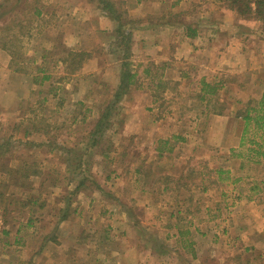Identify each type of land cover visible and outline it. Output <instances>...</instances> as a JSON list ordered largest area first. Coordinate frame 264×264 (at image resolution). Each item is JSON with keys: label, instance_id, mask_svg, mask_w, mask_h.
<instances>
[{"label": "rangeland", "instance_id": "obj_1", "mask_svg": "<svg viewBox=\"0 0 264 264\" xmlns=\"http://www.w3.org/2000/svg\"><path fill=\"white\" fill-rule=\"evenodd\" d=\"M95 1L0 0V264H14L20 255L17 244L20 241L15 233L22 227L38 228L34 235L25 230L22 234L30 246L39 242V237L49 245L50 229L58 228L63 220H69L67 224L77 231L78 226L94 219L90 224L99 232L104 229L105 236L111 238L106 230L116 228L114 222L120 221L116 219L121 212L139 221L144 207L148 211L160 207L176 210L175 201L156 194L157 187L150 188V192L146 190L144 182L132 171L139 163L141 147L154 146L152 141L160 134L153 108L167 115L177 106L189 112L202 109L197 84L200 77L188 76L182 86H170L167 91L158 85L151 89V81H158L159 75L143 72L148 63L142 61V55L150 49L144 46L147 48L143 50L138 30L150 28L161 20L167 7L162 5L151 9L157 14H146L136 10L135 0H102L103 6L113 3L114 16L128 26L123 32L116 26L112 28L110 22L96 24ZM211 1L210 9L217 17L220 5L214 2L220 1ZM253 1L243 3L254 9ZM231 10L235 12L233 17L239 15ZM175 12H185L192 19L198 10L188 6ZM199 12L204 15L203 10ZM239 16L241 39L236 43H241L242 50L235 61L240 72L229 73L231 112L237 116L231 123L234 135L227 143L232 150V171L228 183L222 187L226 191L220 207H215L213 201L221 188L208 195L195 194L199 198L198 207L213 205L209 206L212 215L231 218L236 227L247 224L241 210L249 211L248 204L264 209V203H260L264 202V192L258 194L243 179L264 173V118L260 120L262 126L254 118L248 122L240 120L241 105L236 102L241 97L237 83L264 86V12L257 15L245 9ZM126 71L135 75L131 84L121 89ZM117 93L121 95L119 99ZM223 93L220 90L209 98H220ZM150 95L163 104L149 106ZM189 98L195 104L188 108ZM258 110L255 116H264V109ZM165 118L167 122L162 119L161 131L167 134L166 146L174 144L175 150L160 158L156 156L155 176L151 179L169 172L175 176L182 163L177 162L180 154L186 157L185 152L196 144L204 148L211 145L206 137H183V141L171 137L189 132L192 127L200 128V122L180 124L174 116ZM151 130L155 133H148ZM136 132L137 139L129 137ZM209 140L217 145V139ZM134 141L138 144L135 151ZM208 150H199L200 156L209 155ZM242 160L249 162L250 168L235 170ZM152 189L155 190L151 192ZM238 193L245 198L253 197L254 202L237 201ZM165 198L167 201H159ZM194 205L188 201L183 206L188 209ZM199 209L196 214L201 218L203 209ZM252 228L257 230L258 223ZM152 231L153 239L161 236ZM135 234L124 233L116 239L126 244ZM167 240L169 245H176L175 239ZM255 245L252 260L254 264H264V231ZM122 248L124 252L117 257L118 264L126 261L125 245Z\"/></svg>", "mask_w": 264, "mask_h": 264}, {"label": "crops", "instance_id": "obj_2", "mask_svg": "<svg viewBox=\"0 0 264 264\" xmlns=\"http://www.w3.org/2000/svg\"><path fill=\"white\" fill-rule=\"evenodd\" d=\"M135 1L136 10L146 14H157V11L151 9L162 5L167 7L161 20L149 26L150 28L138 30L140 32L139 43L143 46V50L147 47L150 49L147 52L141 51L144 53L142 61L146 60L145 63H148L144 65L146 69H143V72L158 73L159 75L158 81H151V89L158 85L159 89L167 91L170 86H182L188 76L198 75L200 77L197 84L200 86L201 95L199 97L203 103L202 109L189 112L190 110L186 111L182 106H177L173 108L171 114L167 115L162 110L158 111V108H153L152 111H155L154 120L157 122L156 129L160 131V134L156 140L152 141L154 146L141 147L142 152L139 154L142 155L138 159V165H135L132 171L136 178H140L144 182L146 190L150 192V188L157 187L156 194L165 195L168 199L175 201L176 210L168 211L160 207L159 210L148 211L144 207L142 218L139 217V221L133 219L129 213L121 212L116 219L120 221L114 222L116 228L112 230L108 227L106 230L108 233L110 232L111 238L105 236L107 232L104 229L99 232L93 227V224H90L94 219L78 226L77 231L75 227L67 224L69 220H63L58 228L50 229L51 235L47 233L49 234L47 237L49 245L39 237V242L30 246L28 242L24 241L22 234L27 231L30 235H34L38 233V228L22 227L21 231L17 230L15 233L17 240L20 241L17 243L20 255L16 257L14 264H118L116 260L120 254H123L122 247L124 245L126 261L123 260L121 264H254L255 262L252 260L254 251L252 246L257 244V240L263 235L264 209L260 208L261 206L248 204L249 211L241 210L243 212L241 217L248 225L243 223L236 227L231 218L220 219L212 215L213 211L210 207L213 205L198 207L196 202L199 198L195 195L199 192L208 195L213 190L221 188L218 194L216 193V201H213L215 207H220L226 191V189L222 190V187L228 183L226 180L229 179L228 175L232 171V163H230L232 150L227 143L234 135L231 123L237 116L234 117L231 112L229 73L240 72L235 59L241 56L242 50L241 43H236L241 39L238 31L242 23L241 18L238 14L233 17L235 12H232L223 2H214L220 5L218 16L214 17L215 13L210 9L213 5L211 0ZM95 4L94 7L98 9L96 24L102 26L104 23L110 22L112 28L117 26V23L110 20L106 13L99 8L98 2L95 1ZM188 6L198 10L192 19L185 16L187 15L185 12H175L176 9ZM146 7H149L150 10L147 11ZM200 10H203L204 15L199 12ZM249 70L254 72L252 67ZM237 86L241 93V97L236 98V102L241 105L239 119L246 121L244 116L249 111L250 121H252L255 113L259 111L264 86L263 84L247 85V83L242 86L237 83ZM220 90L224 92L222 97L209 98ZM149 98V106L156 107L163 104L158 103L159 100L154 95H150ZM178 99L179 97L176 96V100ZM192 104L195 103L190 99L186 106L189 108L192 107ZM166 116L171 118L174 116L176 123L180 124L187 122L194 124L200 122L201 124L200 128L192 127L189 132L176 133L171 137H179L182 141L183 137H194L195 139L206 137L211 145L204 148L202 145L196 144L188 152H185L186 157L180 154L177 157V162L181 161L182 163H179V169L176 170L175 176L169 172L165 173L166 175H157L156 179H151V176H155L154 161L156 156L160 158L175 150L174 144L166 146L167 134L164 133V130L161 131L164 125L162 119L166 123ZM216 123L218 124L216 125ZM148 133L154 134L155 131L151 130ZM135 134L137 135L138 132L129 137L137 139L138 135ZM209 139H217V145ZM135 143L134 141V145ZM137 148L138 146L134 147L133 151ZM204 149H209V155L201 157L202 153H199V150L203 152ZM215 152L217 154L213 156ZM218 160H222V162L220 163ZM238 164L240 167L235 170H241V167L250 168L249 162L242 160ZM225 174L226 177H224ZM255 174L243 179L249 183L248 185L254 186L260 194L261 191L264 192V173ZM154 190L152 189L151 192ZM238 195L237 201L254 202L253 197L245 198L241 193ZM162 200L167 201V198L159 201ZM188 201L194 202L195 205L193 208L184 209L183 205ZM257 201L259 202L260 199ZM199 208L203 209L201 218L196 214L200 212ZM90 216L88 214L89 218ZM124 218L127 220L126 223H124ZM257 223L258 229L255 230L252 227ZM152 229L161 235L158 239H153L155 232ZM113 231L115 232L114 238ZM134 232L136 236H133V239L128 240L126 244L120 243V239H116L124 233L134 235ZM95 234H101V236H95ZM256 237L258 239L254 240ZM171 238L175 239L174 247L167 242V239ZM48 246L50 248L45 249Z\"/></svg>", "mask_w": 264, "mask_h": 264}, {"label": "trees", "instance_id": "obj_3", "mask_svg": "<svg viewBox=\"0 0 264 264\" xmlns=\"http://www.w3.org/2000/svg\"><path fill=\"white\" fill-rule=\"evenodd\" d=\"M220 2H225L228 4V7L230 9H233L237 11L240 14L244 13L245 9H248L251 12L256 13L257 15H262L264 12V0H254L253 5L254 9L251 7V5H244L243 1H249V0H219ZM98 2V5H102V0H96ZM113 3L107 2L105 6L102 5V10L106 12V15L112 20L117 23L116 28L122 29L123 32H126L128 29V26H126V23L123 24L122 22L119 21L118 17L114 16L113 14ZM116 31L119 33V31L116 29ZM134 73H130L129 71L124 72L123 77H122V83H121V89L127 88L129 84H131L132 79L134 77ZM210 93V91H209ZM121 95L119 93L116 94V99H119ZM262 100L261 104L259 105L260 109H264V93L262 95ZM264 116L256 115L254 117L255 123L258 124L259 126H262V123L260 120L263 119ZM244 119L246 122H248L251 119V116L249 115V111L246 113L244 116ZM253 120V119H252Z\"/></svg>", "mask_w": 264, "mask_h": 264}]
</instances>
